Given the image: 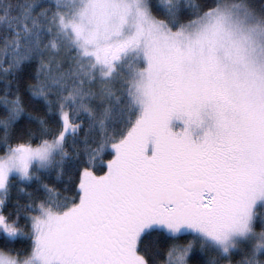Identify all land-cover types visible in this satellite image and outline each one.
<instances>
[{
    "label": "snow or ice",
    "instance_id": "1",
    "mask_svg": "<svg viewBox=\"0 0 264 264\" xmlns=\"http://www.w3.org/2000/svg\"><path fill=\"white\" fill-rule=\"evenodd\" d=\"M0 264H264V0H0Z\"/></svg>",
    "mask_w": 264,
    "mask_h": 264
}]
</instances>
